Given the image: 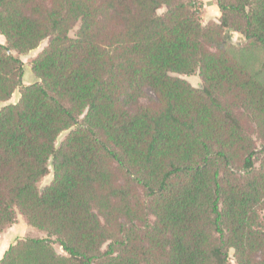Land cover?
I'll return each mask as SVG.
<instances>
[{
	"label": "trees",
	"instance_id": "obj_1",
	"mask_svg": "<svg viewBox=\"0 0 264 264\" xmlns=\"http://www.w3.org/2000/svg\"><path fill=\"white\" fill-rule=\"evenodd\" d=\"M215 2L0 0V232L44 233L0 264H264V84L228 50L264 0Z\"/></svg>",
	"mask_w": 264,
	"mask_h": 264
},
{
	"label": "rangeland",
	"instance_id": "obj_2",
	"mask_svg": "<svg viewBox=\"0 0 264 264\" xmlns=\"http://www.w3.org/2000/svg\"><path fill=\"white\" fill-rule=\"evenodd\" d=\"M164 9H161L159 13H162ZM203 14V10H202ZM78 29V26L74 27L70 33V37H74L75 33ZM240 37L234 36L233 39H228L229 43V52L252 74H254L257 79L264 84V49H248L246 48L244 44V40L239 39ZM240 40V41H239ZM48 44V40H45L38 49L30 51L26 55L20 56L21 61L24 64V75H23V80L24 84H31L36 81V78L34 74L31 71V61L32 59L42 50L46 47ZM185 80H187L192 86L199 87L201 85V80L198 76V74H194L191 76H182ZM147 95L149 97H152L153 95L150 93V91H147ZM19 98L18 92H15V94L11 97V102H16ZM143 103H145V100H142ZM1 106V105H0ZM67 132H63L56 140V146L59 145V143L64 139L65 135ZM259 145V143H257ZM51 168H50V173L44 177L40 182H39V187L43 188L46 186L51 178ZM262 216L264 219V210L262 212ZM21 218V219H20ZM18 220H22V217L19 216ZM44 233L41 231H38L37 229H33L29 233V235H26L25 237H43ZM56 250L60 252V249L56 247ZM230 258L232 259V252H230ZM233 264V262H231Z\"/></svg>",
	"mask_w": 264,
	"mask_h": 264
},
{
	"label": "crops",
	"instance_id": "obj_3",
	"mask_svg": "<svg viewBox=\"0 0 264 264\" xmlns=\"http://www.w3.org/2000/svg\"><path fill=\"white\" fill-rule=\"evenodd\" d=\"M203 3V14L201 15V21L203 24L207 23L210 20L217 21L220 17V12L218 6L216 5L215 0H200ZM234 36L240 37L239 39L244 40V38L238 34L231 32L230 39H233ZM240 41V40H239ZM5 39L3 36H0V44H4ZM23 83L24 80H23ZM11 102V99L9 101ZM21 219V218H20ZM34 228L29 227L24 219L18 220L16 224L6 228L4 231L0 232V259L2 258L4 252L7 250L10 244H12L16 239L25 238L26 235H29Z\"/></svg>",
	"mask_w": 264,
	"mask_h": 264
}]
</instances>
